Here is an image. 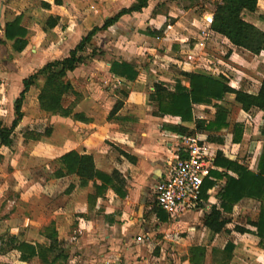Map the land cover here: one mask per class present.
<instances>
[{"label": "crops", "instance_id": "obj_1", "mask_svg": "<svg viewBox=\"0 0 264 264\" xmlns=\"http://www.w3.org/2000/svg\"><path fill=\"white\" fill-rule=\"evenodd\" d=\"M134 1L0 0L2 126L10 127L15 119V101L24 89V78L47 62L68 56L94 26H101L106 18ZM220 1L204 0L200 6H181L180 0H150L142 11L125 14L108 29L98 31L93 39L105 53L94 55L87 64L82 63L67 74L75 90L82 91L79 99L73 96L70 102H64L65 108H72L70 115L53 114L40 107L38 95L42 77L30 87L22 104L23 116L10 134V145L0 141L1 166L13 168L0 173V197L4 195L3 189L7 190L6 210L0 204V264H167L164 253L158 255L153 250L155 245H161L165 251L167 240L174 241L178 250V254H171L173 260L169 264H192L189 248L193 245L206 247L203 264H255L252 250L258 245L264 252L258 236L238 231L236 225L228 230L232 221L220 232H213L203 224L205 213L214 203H219L217 193L225 185V177H213L216 184L208 191V201L199 208V213L205 210L199 222L201 236H197L199 241L189 247L186 246L189 237H179L165 230L170 219L176 220V217L167 213L168 218L160 220L154 209L155 203L148 197L173 157L174 133L181 132L172 126L178 124L205 138L212 147L215 160L221 152L253 171L258 170L264 144L261 133L263 109L253 106L245 110L236 101L235 93H225L217 102L228 109V126L207 131L197 128L195 120L155 115L156 103L150 100L156 81L161 80L171 88L178 79L189 85L183 75L185 71L222 78L232 87L248 93L259 91L264 76V50L252 53L212 29L216 4ZM164 5L166 8L162 9ZM242 15L264 31V0H258L255 11H244ZM17 17L27 30L24 37L27 44L22 51L14 48L15 39L6 36V24ZM170 18H173L172 22H168ZM55 19L56 23L50 25ZM131 20L148 27L141 41L169 39L175 47L179 41L183 53H192L201 46L205 49L201 52L202 63L187 61L184 64L177 54L171 58L172 65L166 63L163 66L153 61L141 66L127 55L122 58V35L127 34L126 23ZM93 39L90 47L96 45H92ZM141 48L151 52L157 50L146 45ZM221 52L225 53L224 57H220ZM115 60L133 64L139 71L137 77L128 80L113 73L111 65ZM101 80L105 85L100 84ZM80 83L85 87L80 88ZM118 102L120 107L110 115ZM196 108L203 111L198 115ZM215 112L213 104L194 105L196 119L211 120ZM76 113H81L82 118L76 117ZM236 125L242 129L241 139L237 142L233 140ZM47 127L49 135L35 138ZM211 135L222 139H210ZM72 150L91 154L95 167L104 173L111 175L117 170L122 184L116 183L125 196H120L110 186L98 189L102 184L99 178L82 184L79 175L67 173L60 157ZM214 170L227 169L216 164ZM228 172L237 176L231 170ZM4 178L6 181L2 180ZM245 200L257 202L259 210L258 200L244 198L241 201ZM144 207L157 221L145 218ZM232 215L233 212L231 218ZM243 226L253 228L249 222ZM158 231H163V238L167 240L158 239ZM23 241L39 248L52 247L47 250L48 259L44 260L40 255L22 259L21 251L15 245ZM228 242L234 244L231 258L226 259L225 255L224 261L214 262L208 247L225 251ZM61 252L63 255L53 262Z\"/></svg>", "mask_w": 264, "mask_h": 264}, {"label": "trees", "instance_id": "obj_2", "mask_svg": "<svg viewBox=\"0 0 264 264\" xmlns=\"http://www.w3.org/2000/svg\"><path fill=\"white\" fill-rule=\"evenodd\" d=\"M150 0H135L130 6L123 7L116 14L106 18L101 26H94L80 42L73 48L69 55L47 62L36 72L24 78V89L15 101L16 117L10 127L2 126L0 122V141L8 143L10 134L15 128L19 119L22 118V104L26 92L32 85L38 83L40 77L43 78V84L40 87L38 95L39 104L42 109L47 112L62 115H70L71 107L65 108V96L69 93L76 94L71 82L67 80L69 71L74 70L80 64L84 63L88 44L91 43L94 35L101 30L108 29L115 24L119 18L125 14L142 11L148 6ZM258 0H221L216 4L212 29L223 34L230 42L236 46L243 47L252 53L258 54L264 50V31L255 24L248 22L243 17L244 11H255ZM56 19L50 22L54 25ZM156 33V32H153ZM27 34L25 27L21 25V18L17 17L14 21L6 24V36L8 39H15L14 48L22 51L27 40L24 38ZM95 50L88 55L94 56ZM111 71L128 80H133L139 74L137 68L125 61L115 60L111 65ZM187 78L189 85L182 82L181 79L171 88L167 83L159 80L154 83V90L150 94V100L156 103L154 114L157 116H177L182 121H196L197 128L207 131H218L228 126L227 115L228 109L218 103L225 93H235V99L239 102L243 109L248 110L253 106H257L264 110V76L256 94L248 93L236 89L229 85L222 78H215L210 75L197 72H183ZM213 104L216 108L215 117L211 120L196 119L194 115L195 104ZM120 107V102L116 103L110 115H113ZM78 118H82L81 113L74 114ZM172 129L181 133L189 132L181 124L172 126ZM191 133V132H189ZM264 134V125L261 128ZM50 130L46 129L43 133H37L35 138L42 135H49ZM242 136V129L236 125L233 140L239 141ZM210 139H222L220 136H209ZM60 161L66 169L67 173H75L82 178V184H86L89 180L99 178L102 181L98 189L112 187L120 196L124 197L125 193L120 190L116 182L122 184V178L116 170L113 174H107L95 167L94 159L91 154L79 153L76 150L69 151L60 157ZM215 163L226 168V171L213 170L211 178H206L202 186L201 196L204 201L209 199V190L216 184V178H226L225 185L218 191L219 203H214L210 210L203 217V224L213 232L222 231L228 223L232 221L231 214L235 204L244 198H252L259 201V212L255 219L249 221L253 228H247L243 225H236V229L241 232H251L259 237V245L264 247V144L262 152L259 156L257 171L251 170L248 166L242 165L235 160H231L218 152ZM228 170L236 173L233 176ZM157 216L160 220L165 221L168 218L166 211L161 209L156 203L154 205ZM15 247L21 251L22 259H32L36 255H40L47 260V250L29 242H20ZM234 244L228 242L225 251L226 259L231 258ZM63 255L58 253L53 262ZM206 255V247L204 245H193L189 248V261L192 264H203Z\"/></svg>", "mask_w": 264, "mask_h": 264}, {"label": "rangeland", "instance_id": "obj_3", "mask_svg": "<svg viewBox=\"0 0 264 264\" xmlns=\"http://www.w3.org/2000/svg\"><path fill=\"white\" fill-rule=\"evenodd\" d=\"M204 0H180L179 4L181 6H185L186 4H196L198 6L202 5ZM166 6L164 5L165 9ZM173 18H170L168 20V22H172ZM127 26V34L122 35V58L125 57L126 55L128 56V58H130L134 63L136 64H141V66H147L149 64V62L153 61V62H157L159 63L161 66L167 64L172 65L173 64V60L171 59L172 57L179 56L180 59L182 60V62L185 64L187 61L188 63H193V62H200L202 63L203 61V54L201 52H204L205 49L201 48V46H197L196 50L191 52H185L183 53V51L181 50V44L178 41V47H175L174 44L172 43L171 40L166 39V40H162V41H156V40H142L140 38H145L143 36V32H146V29H148V27H146L145 25H137L135 24V20H131L129 21V23H126ZM188 40V38L186 39ZM203 40H207V38H203ZM98 41L100 42V38L98 39ZM97 40L93 39V43L92 45H95L90 47V45L88 44L86 47V50L83 52V54L86 56L85 60H84V64H87V61H90L92 59L93 56H90L88 54H90L92 52V50H95V54H104L105 52L102 51L101 47L97 45ZM189 42V41H188ZM204 42V41H202ZM136 45V47L134 48V46ZM153 46L156 47L157 50L154 51H147L144 48H141V46ZM203 45V43H202ZM207 47V46H206ZM175 53V54H174ZM225 53H220V57H224ZM157 69V67H155ZM67 80L69 82L70 79ZM44 81V80H43ZM102 83L105 85V82L101 80ZM72 84V83H71ZM73 85V84H72ZM85 84H78V86L80 88H82ZM74 88V85H73ZM75 90V88H74ZM76 91V90H75ZM80 94L82 95V91H80V93L78 91H76V94L73 93H69L65 96V101L66 103L70 102L74 97H80ZM196 114H200V111H203V109L199 108V109H195ZM15 117H16V113H15ZM49 127H47L46 129H48ZM17 137V136H15ZM10 140H12V137L10 138ZM7 145H10V142L5 143ZM247 147L244 146V149L246 150ZM1 156H0V173L2 174V172H7V171H11V169H13L12 167L5 166L2 167L1 166ZM9 176V175H7ZM4 181H6V178L2 179ZM2 186V184L0 185ZM5 188V187H4ZM7 190L3 189V193L4 195L0 197V204H3V210H6V197H7ZM151 191L149 193V200L150 202H152V198H151ZM5 202V203H4ZM153 203V202H152ZM201 210L200 209H195V210H189L186 212H183V214L179 215V217H176V220L170 219V224L167 226V228H165V230L167 232H174L176 233L179 237H189L187 238L186 241V246L189 247L191 244H195L196 242L199 241V236L201 233V224H199V222H201L202 219V214L205 212V210H203L201 213H199ZM258 203L254 202V201H250V200H245V201H241L240 203H238L235 206V209L233 211V215H232V224H230V227L228 230H232L231 228L234 227V225H245L247 224V222H249L252 219H255L257 217L258 214ZM144 212V216L146 219L148 220H155L157 221V219L155 218L154 215H152L148 209H146V207H144L143 209ZM197 213V214H196ZM196 214L193 217H190L192 215ZM180 216H188V217H180ZM172 224H176V225H172ZM172 225V226H171ZM190 227H192L193 229H189ZM163 229V228H161ZM191 230V231H190ZM157 231V230H156ZM190 232H193L192 234ZM195 234V235H194ZM165 233L163 231H158L157 233V238L160 240H167L164 239ZM201 236V235H200ZM208 240V239H207ZM182 242V241H181ZM257 246V247H256ZM255 250L254 251V262L255 264H264V252H261L259 250V246L256 245ZM167 249H165V251H163L164 249L161 247V245H155L154 247V252L157 253L158 255H161L162 253H164V256L166 257V261L167 264L170 263V261L173 260V257L171 254H178V250L177 245L174 243V241L172 240H167V244H166ZM209 250V255L211 256V258L213 259L214 262H222L225 259V255H227V252H225L224 250H222L221 248H216V247H208ZM215 257V258H214ZM248 259H250V257H248Z\"/></svg>", "mask_w": 264, "mask_h": 264}, {"label": "built area", "instance_id": "obj_4", "mask_svg": "<svg viewBox=\"0 0 264 264\" xmlns=\"http://www.w3.org/2000/svg\"><path fill=\"white\" fill-rule=\"evenodd\" d=\"M174 137L173 157L151 191L152 202L172 218L205 204L202 186L216 168L215 154L205 138L197 133H174Z\"/></svg>", "mask_w": 264, "mask_h": 264}]
</instances>
